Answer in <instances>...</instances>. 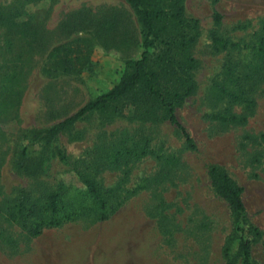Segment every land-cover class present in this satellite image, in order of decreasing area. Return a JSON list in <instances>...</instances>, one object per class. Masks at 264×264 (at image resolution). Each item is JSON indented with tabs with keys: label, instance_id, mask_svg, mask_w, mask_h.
<instances>
[{
	"label": "rangeland",
	"instance_id": "rangeland-1",
	"mask_svg": "<svg viewBox=\"0 0 264 264\" xmlns=\"http://www.w3.org/2000/svg\"><path fill=\"white\" fill-rule=\"evenodd\" d=\"M182 4L196 21L193 90L175 116L193 149L153 100L97 109L48 138L140 57L141 27L125 0H0V264H240L213 167L243 188V237L257 228L250 258L264 264V0ZM55 50L75 70L51 74ZM79 173L107 191V219ZM51 194L63 222L35 234Z\"/></svg>",
	"mask_w": 264,
	"mask_h": 264
},
{
	"label": "trees",
	"instance_id": "trees-1",
	"mask_svg": "<svg viewBox=\"0 0 264 264\" xmlns=\"http://www.w3.org/2000/svg\"><path fill=\"white\" fill-rule=\"evenodd\" d=\"M125 1L134 11L141 27L143 51L140 57L126 62L124 74L111 90L94 100H90L76 113L51 127L46 134L48 138L56 137L60 132L66 130L71 124L87 114L112 104H115L114 107L118 110L119 106L117 104L121 102L125 105L133 103L132 105H134L136 111L142 112L141 104L153 100L160 104L163 119L179 129L187 146L193 149L190 136L176 119L175 107L183 102L193 90L192 83H190L191 81L187 76L192 60L186 56V52L194 42L193 32L196 21L185 16L183 0ZM213 1L216 2V0ZM217 17L219 16L217 15ZM213 43L215 45L220 44L223 48L227 45L226 42L216 37H213ZM257 50L260 57L264 58V38L259 40ZM55 52L56 50L51 54V58L59 56V60L54 64L51 63L53 65L50 70L51 74L75 70L73 61L68 57L61 58V54H55ZM63 54L65 56L68 53L63 52ZM77 61H80V59H77ZM219 90L232 100L248 103L247 100L228 92L224 87H220ZM127 102L128 104H126ZM229 120L236 121L237 118L230 117ZM146 154L147 152H141L139 156ZM210 175L217 193L227 201L235 214L236 230L240 234V264H253L250 258V246L254 241L253 237H259V232L257 228L250 225L248 232L251 233L252 240L249 241L243 237V226L248 222L246 209H244L241 200L243 188L236 186L223 171L217 168H211ZM78 176L88 196L101 209L99 219H107L115 210L111 205L109 206L110 212H106L107 191L87 175L79 173ZM58 204V194H51L48 197L47 205L50 216L36 226L37 231H35V234L39 232L42 226L57 227L62 224L63 220L57 218Z\"/></svg>",
	"mask_w": 264,
	"mask_h": 264
}]
</instances>
